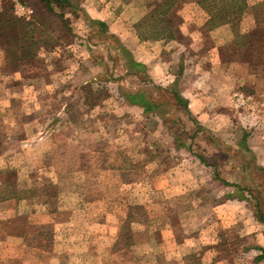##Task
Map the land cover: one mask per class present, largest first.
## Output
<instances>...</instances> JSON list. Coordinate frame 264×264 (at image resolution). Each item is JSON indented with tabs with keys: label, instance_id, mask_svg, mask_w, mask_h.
I'll use <instances>...</instances> for the list:
<instances>
[{
	"label": "rangeland",
	"instance_id": "374dc122",
	"mask_svg": "<svg viewBox=\"0 0 264 264\" xmlns=\"http://www.w3.org/2000/svg\"><path fill=\"white\" fill-rule=\"evenodd\" d=\"M71 1L77 14L48 11L36 0H0V17L29 22L0 24V171L9 168L3 180H53L57 187L45 195L58 191L63 211L85 191L103 198L109 218L89 226L91 241L101 245L90 264H178L182 253L185 264L203 257L264 264L256 259L264 247V171L256 169L264 170V0L232 5L242 11L230 21L237 28L203 1L211 25L199 31L181 26L192 13L179 12L187 2H178L164 20L170 28L156 39L141 23L153 22L148 16L165 10V0ZM196 13L200 23L204 13ZM89 18L106 23L107 37ZM160 40L168 45L154 48ZM138 48L145 69L127 75ZM157 54L166 79L150 74ZM124 92L145 94L158 107L146 114L129 106ZM39 132L52 138L37 140ZM41 150H49L45 168L36 159ZM37 164L45 169L40 174L33 172ZM58 217L62 224L70 219ZM71 223L78 241L88 221L77 216ZM107 223L129 225V241L140 249L120 251L118 236L110 249L102 247ZM16 236L9 239L14 248ZM75 253L76 264L88 261L85 250ZM45 256L47 264L52 251Z\"/></svg>",
	"mask_w": 264,
	"mask_h": 264
},
{
	"label": "crops",
	"instance_id": "0c3cea01",
	"mask_svg": "<svg viewBox=\"0 0 264 264\" xmlns=\"http://www.w3.org/2000/svg\"><path fill=\"white\" fill-rule=\"evenodd\" d=\"M185 1L188 5L192 2L193 3L190 7L187 6V3H184V6L182 5L179 8V12L182 11V13L188 15L192 13L190 15L192 17L189 19L187 18V22H183L181 26L190 28L196 27L198 31L201 30V28L206 26L207 23L206 14L202 10L203 0H180L182 3ZM197 11L198 13L199 11L204 13V19H202L200 23L193 18L194 15L202 16V14L197 15ZM99 19L103 20L104 17L100 15ZM144 44L145 43H142V45ZM153 44L156 45L154 48L162 46L163 49L168 45L167 42L161 40L155 41L152 45ZM151 54L155 53L153 52ZM158 56L159 54L156 55V60H154L153 63L155 64V62H158V64L156 63V68L153 67V70H150V74L152 76L155 75V78L159 80L166 79V76L169 77V73L166 66L157 59ZM133 57L135 61L139 63H146L144 60V54L139 48L135 50ZM147 63L150 64L149 60ZM159 66H161V69ZM162 67H165L163 68L164 71ZM129 106L133 107L130 104ZM55 131L56 130H53V132ZM47 135L52 138L51 133L39 132L36 139L42 140ZM26 141L27 139L23 142ZM48 151H38L40 154L36 157V159H41V162L42 159L44 160V163L42 162L45 164L44 168L47 165L45 156L46 153L48 154ZM21 153L25 154L26 150H22ZM44 168H38L37 164L34 169L35 171L33 172H39L40 174L41 170H45ZM8 169L9 168H5L0 171V251L3 249L5 250L4 253L1 252L2 254H0V264H46L45 249L52 251V257L47 264H61V261L62 264H76L77 255L75 252L78 248L86 251V259H88V261H86L85 264H90L92 259H97L99 257L97 254L94 255L93 252L97 251L101 245L94 244L91 241L94 232L93 228L89 226L92 225L94 218H109L108 212H103L101 208L102 204L106 202L103 198H99L100 200H93L91 197L89 199V197L93 195V192L92 190L85 191L83 195L79 194L75 196L79 201L77 205L70 206L63 211L58 191L54 194L49 193L47 198L45 195L46 188L57 187L56 183L52 182L53 180H47L42 177V182L39 185H37V183L34 185L26 182V185L20 186L17 182L12 184L10 180H3L4 175L9 173ZM97 194L98 192L95 195L98 196ZM61 213H66L70 217V219L63 224L61 221L56 222V217L59 218L58 216L61 215ZM77 216L83 221H88L85 227L86 230L78 236V239H80L78 240L79 243L74 232L75 224L71 223V219L76 218ZM45 217L52 218V221H44ZM125 219L126 217L121 221V224L124 223ZM82 226V229H84L83 223ZM131 233L129 225L117 226L107 223L106 230L103 232V235L106 238V245L102 247L106 250L110 249L118 236L122 241L119 247L120 251L131 252L135 251V249H140L138 243H132L129 241L130 235H132ZM15 235H17L16 237L20 240L16 248H14L15 244H9V239H13ZM109 236H111L112 239H110V242L108 243L107 240L109 239ZM81 239H83L82 242ZM181 245L183 246L184 244ZM181 245H179V247ZM261 249H264V247H261ZM134 259L135 258H133V260ZM154 259L155 258H152L153 261ZM185 260V253H182L177 262L178 264H185ZM197 264H225V262L216 261L215 259L208 257L204 260L203 257L201 260H198Z\"/></svg>",
	"mask_w": 264,
	"mask_h": 264
},
{
	"label": "trees",
	"instance_id": "16d2710c",
	"mask_svg": "<svg viewBox=\"0 0 264 264\" xmlns=\"http://www.w3.org/2000/svg\"><path fill=\"white\" fill-rule=\"evenodd\" d=\"M39 1V3H41L42 5H44V7L48 10V11H54V9H69L70 11H73V13L77 14V10L74 7L73 3L71 0H36ZM167 2V7L166 9H160V8H156L152 11H154V13L152 15L148 16L149 21L152 20L153 22H151L150 24H142L143 27V33L146 35H152V37H154V39L159 38L160 35L164 34V32L167 33L168 28H170V25L168 22L167 17L169 16L170 11H175L174 9L177 8V6L179 5L178 2H180V0H165ZM205 2H208L209 4L214 3V5L219 6L217 7L215 10L220 12V17L224 18V20L226 19L227 22L229 24H231L234 28H237V24L234 25V23L236 22V20L238 19V17L240 16V14L238 15V12H242L240 10V8L238 7V11H235V7L232 5H245L244 3L240 2L239 0H203ZM242 3V4H241ZM204 3L202 2V5ZM264 6V3L261 5L260 7ZM205 8V6H204ZM214 9L215 7H207V9L205 8V10L208 9ZM158 9V10H157ZM173 9V10H172ZM160 10V11H159ZM221 10V11H220ZM235 14L234 18H231L232 15ZM208 15L210 16V18L207 21V27L208 25H211V15L208 12ZM255 28L258 27V25L264 21H260L259 23V19H257V17H255ZM234 19V23H230L231 20ZM164 20L168 21L165 22ZM5 21L4 23H11V24H18L19 26H23L25 27L26 25H29V22H25L23 20H16L13 19V17L7 16V15H2L0 17V24ZM88 22H90L92 25L97 26L98 28V35H102L107 37V26L106 23L101 21V20H94V19H88ZM26 24V25H25ZM65 30V32L67 34H69V29L62 26ZM170 37L172 36V32H168ZM24 37V32L18 34V40L20 39V41H23V37ZM138 36L143 39V37H141L140 34H138ZM248 40V37L246 38V41ZM28 41H32V36H28ZM120 49L125 52V54L129 55L127 53V50L120 45ZM127 70L126 73L127 75H137L139 73H141L145 67L143 64L135 61L134 59L130 58L127 62ZM164 91H166L165 89H163ZM123 98L125 99V101L132 105V106H138L140 108H142L143 112L148 114L150 112H153L155 110V108L158 107V104L156 101L152 100L151 98H149L148 96H146L145 94L139 93V92H135V93H131V92H124L122 93ZM175 99H178V103L181 104L182 100L181 98L176 95ZM259 172H263L264 170L262 168H256ZM260 251V255L256 258L257 261H264V249H258Z\"/></svg>",
	"mask_w": 264,
	"mask_h": 264
}]
</instances>
